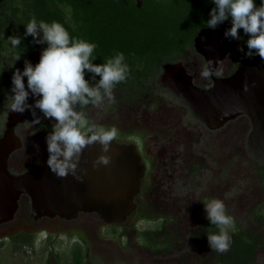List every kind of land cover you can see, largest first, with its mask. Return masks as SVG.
I'll list each match as a JSON object with an SVG mask.
<instances>
[{
  "label": "flooded vegetation",
  "instance_id": "obj_1",
  "mask_svg": "<svg viewBox=\"0 0 264 264\" xmlns=\"http://www.w3.org/2000/svg\"><path fill=\"white\" fill-rule=\"evenodd\" d=\"M133 1L137 7L142 6L143 0L140 6L137 0ZM3 2L4 0L0 5ZM194 39L181 56L165 63L182 62L197 85L208 87L212 84V76L204 78L199 68L194 72L189 66L195 59L191 54L193 52L203 60L205 66L207 65L205 57L195 48ZM45 48L46 46L42 45L29 51L28 61L33 66L40 60V55L34 56L33 53ZM228 56L216 69V76L229 75L236 69L238 63L231 71L218 72ZM16 57V53L11 57L9 49L0 52V87L5 81L10 80L6 85L7 101L2 102L0 99V111H3L6 105H11L13 73L16 69H20L21 72L24 70L21 67V59L15 61ZM163 66L162 70L151 71L143 90L131 83V80L123 85H116L113 93L116 99L112 108H118L122 103L125 107L131 108L144 96H161L164 92L178 98L171 90L160 84ZM25 85L27 86V83ZM148 86L151 87L147 88ZM9 106L7 113L10 112ZM90 106L92 105L83 108L77 106V110L85 112L90 124L117 128L116 124L101 125L98 120H94L86 113ZM185 108L190 111L193 121H184L185 116H181L178 109L167 105L161 108L169 111L167 114L157 113L156 117H151L150 120L139 117L137 122L142 123L139 126L144 124L143 128L119 130L115 141L134 145L145 166L140 192L135 198L137 207L123 224L103 222L101 225L102 219L94 212L80 213L75 219L35 218L29 197L23 196L14 220L0 224L1 247L13 248L23 238L33 239L36 245L39 239L40 243L49 244L68 242L71 250L80 249L85 254L91 241H113L121 236L132 242L130 236L135 235L137 241L134 240V244L136 243L135 245L142 251L150 254L171 253L173 264H264V230L255 231L250 227H244L234 216L238 230L235 232L229 230L232 237L230 250L223 254L212 251L206 230L209 228L211 232H218V228L211 225L207 219L203 203L218 198L225 203L227 214L231 215L230 194L238 195L237 199L246 196L250 201L248 205L251 209V219L256 225L264 227V220L260 221L256 217V214L264 213V167L247 150L250 131L242 135L243 130L251 125L249 118L240 116L221 128L211 129L196 118L189 107ZM31 117V111H28L26 121L15 127L23 143L22 147L9 157V169L16 175L30 169L32 158L38 151L35 146L39 140L46 138L54 124L40 123L34 126L30 124ZM197 124L202 127L199 128ZM4 131L5 127L0 131V137ZM230 160L231 164L243 173L240 176L241 184L231 182L232 188L229 180ZM235 171L237 170L234 169ZM240 245L246 246V249L239 250L237 247ZM54 256L47 260L49 263L46 264H52V259L56 260Z\"/></svg>",
  "mask_w": 264,
  "mask_h": 264
},
{
  "label": "water",
  "instance_id": "obj_2",
  "mask_svg": "<svg viewBox=\"0 0 264 264\" xmlns=\"http://www.w3.org/2000/svg\"><path fill=\"white\" fill-rule=\"evenodd\" d=\"M141 2L137 0L138 6ZM228 28L229 23L216 29L206 26L194 39L195 48L205 57L207 65L213 62L210 86L197 85L182 62L165 63L160 84L178 96L211 129L247 116L251 124L247 150L264 167V61L259 56L243 57L232 73L216 76V69L230 52L232 40L224 37ZM42 51L33 55L41 56ZM35 99L30 95L28 103L33 104ZM27 113L28 110L23 114L10 111L0 137V224L14 220L23 196L29 197L35 218L75 219L80 213L94 212L105 224H123L137 207L135 198L144 176L145 166L136 147L114 141L107 153L112 163L94 169L92 162L102 154L101 146H89L78 166L81 182L71 175L61 179L51 173L44 138L37 143L38 151L30 169L16 175L9 169V157L22 147L15 127L26 121Z\"/></svg>",
  "mask_w": 264,
  "mask_h": 264
},
{
  "label": "clouds",
  "instance_id": "obj_3",
  "mask_svg": "<svg viewBox=\"0 0 264 264\" xmlns=\"http://www.w3.org/2000/svg\"><path fill=\"white\" fill-rule=\"evenodd\" d=\"M213 3L215 7L210 12L207 27L216 29L230 19L231 27L224 32V37L239 41L242 39L240 30H243L248 37L245 41L247 51L243 47L238 50L247 58L259 56L264 61V0H261L259 6L254 0H213ZM61 7L65 12L66 22H70L71 6ZM72 26L75 28L74 24ZM25 28V37L30 35L35 43H47L48 46L43 49L35 66L26 60L24 70L21 72L16 69L13 73L10 111L20 114L26 110L31 111L34 126L41 123L37 110L42 113L43 118L54 120L52 131L46 136L49 154L47 166L58 178L71 175L82 182L83 177L78 175V166L84 150L99 144L102 154L92 162V167L97 169L109 166L112 157L107 153L111 151V145L117 139L119 130L115 126L105 128L90 124L85 112L77 111L76 108L88 105L99 108L105 100L114 103V88L127 79L130 69L124 63L123 53L108 59L106 63L93 64L91 61L96 58L93 56L96 45L82 39L70 38L69 32L59 22L37 23L33 17ZM8 40L13 47L21 44L19 36H11ZM19 59L20 56H17L15 61ZM213 68V62L210 61L202 70L201 76L210 77ZM85 70L93 74V79L95 76L100 77L95 87L90 86L85 79ZM30 95L36 98L34 104L28 103ZM35 147L38 149V145ZM203 203L207 219L218 228V232H211L209 228L206 230L209 247L212 251L227 253L232 243L229 230H238L235 218L227 214L225 203L218 198ZM39 243L38 239L37 246Z\"/></svg>",
  "mask_w": 264,
  "mask_h": 264
},
{
  "label": "trees",
  "instance_id": "obj_4",
  "mask_svg": "<svg viewBox=\"0 0 264 264\" xmlns=\"http://www.w3.org/2000/svg\"><path fill=\"white\" fill-rule=\"evenodd\" d=\"M254 2L259 6L261 0ZM61 5L71 6L70 22H66ZM213 7V0H143L141 7H137L133 0H4L0 5V52L9 49L11 57L16 53L24 69L25 61L30 59L31 49L48 46L47 43H35L30 35L25 37V25L33 17L37 23L44 21L51 24L56 21L65 27L70 38L96 45L93 52L96 58L91 61L93 64L106 63L108 59L123 53L124 63L130 72L127 79L118 85L131 80L143 90L153 69L162 70L165 62L181 56L193 43L198 31L207 26ZM225 22L231 26L230 19ZM11 36L21 38L18 47L11 45L8 40ZM243 48L246 52V44ZM85 79L90 86L95 87L100 77L95 76L93 79V74L85 70ZM9 81L0 87L2 102L7 101L6 85ZM256 217L263 221L264 213L256 214ZM20 240L13 250H35L33 239ZM237 248L246 249V246ZM84 256L80 249H70L69 258H65L67 261L64 264H68V259L72 260V264H82ZM56 258L62 264V256L57 252Z\"/></svg>",
  "mask_w": 264,
  "mask_h": 264
},
{
  "label": "rangeland",
  "instance_id": "obj_5",
  "mask_svg": "<svg viewBox=\"0 0 264 264\" xmlns=\"http://www.w3.org/2000/svg\"><path fill=\"white\" fill-rule=\"evenodd\" d=\"M240 35L242 37L241 40H232L230 54L223 65L220 67L218 72L223 73L231 71L236 67L237 63H239L238 61L240 58L246 57L244 53L240 52L238 49L245 45V41L248 39V37L244 35L241 30ZM191 54L192 57H195V59L193 60L194 62L192 64L189 63L192 71L195 72L196 69L199 68L202 72L205 67L203 60L194 52ZM154 80L155 77L152 78L153 83ZM24 82L27 83V78H24ZM155 101H157V103ZM112 105H114V103H109L107 100H105V103L99 108L93 106L87 108L86 113L91 115L94 120H98L101 125L116 124L118 130L124 131L130 128L136 130L143 128L144 124L139 126V124L142 123L137 122L139 117H144L145 120H150L151 117H156L157 113L161 112L162 114H167L169 111L161 110L162 106L165 107L167 105L169 107H175L176 110L178 109V113H180L181 116H185L184 121H193L190 111L185 108L186 106L181 102V100L165 92L162 93L161 96H144L140 98V100H138L137 103L131 108L125 107L124 103L119 104L120 107L114 109L112 108ZM8 106L9 105H6L3 108L4 112L2 110L0 111V131L3 129V127H5V122L8 116ZM183 106L185 107L183 108ZM77 109L78 108H76V110ZM179 110H182L183 112H180ZM37 116L41 118V124H50L52 122L55 123L54 120L43 118V115L39 112V110H37ZM32 119L33 116L30 118V124H32ZM126 122H128L129 125H126ZM197 125L199 126V128L202 127L200 124ZM246 129V131L243 130L242 135L251 130V125H248ZM229 165L230 188H232L231 182H238L239 184H241L240 176L243 173L240 171V169L235 167L234 164H231V160ZM13 169L16 170V168ZM234 169H236L237 171L234 172ZM237 196L238 195L230 194V214L239 219L244 227H250L252 229H255V231H263L264 227L261 228V226L256 225V223L251 219V209L248 205V202L250 201L248 197H239L237 199ZM102 223L103 220H101L100 224L102 225ZM130 238L132 239V242L127 240V238L121 236H118V238L114 239L113 241H91L89 247L87 248V250H85V259L82 264H173V255L171 253L150 254L148 252H145L144 250L142 251L139 246L135 245L136 243L134 244V240L137 241L135 235H131ZM41 243H39L38 246L36 244L35 250L25 248L22 252H16L9 246H5L2 248L0 245V264H46V262H48L47 260L51 259L54 255L56 256V252L62 256L61 263H66L67 259L65 258H69L70 252V246L67 244L68 242L66 243L63 241H59L53 244H49V242H44L42 244ZM56 260L53 258L52 264H60ZM71 261V259H68V264H72ZM78 261H80V259H78ZM79 263L81 264V262Z\"/></svg>",
  "mask_w": 264,
  "mask_h": 264
}]
</instances>
